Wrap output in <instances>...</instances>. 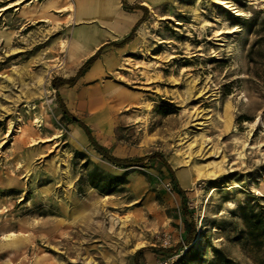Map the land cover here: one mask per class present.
Wrapping results in <instances>:
<instances>
[{
  "label": "rangeland",
  "instance_id": "obj_1",
  "mask_svg": "<svg viewBox=\"0 0 264 264\" xmlns=\"http://www.w3.org/2000/svg\"><path fill=\"white\" fill-rule=\"evenodd\" d=\"M72 1L0 0V264H264V0H138L134 38L57 90L102 47ZM58 92L114 156L170 167L108 159Z\"/></svg>",
  "mask_w": 264,
  "mask_h": 264
},
{
  "label": "crops",
  "instance_id": "obj_2",
  "mask_svg": "<svg viewBox=\"0 0 264 264\" xmlns=\"http://www.w3.org/2000/svg\"><path fill=\"white\" fill-rule=\"evenodd\" d=\"M125 1L136 5L138 0ZM47 3L50 6L53 0ZM72 3L73 16L82 24L81 29L76 30L75 38L85 57L108 42L122 40L143 16L140 8H129L124 0H73Z\"/></svg>",
  "mask_w": 264,
  "mask_h": 264
},
{
  "label": "trees",
  "instance_id": "obj_3",
  "mask_svg": "<svg viewBox=\"0 0 264 264\" xmlns=\"http://www.w3.org/2000/svg\"><path fill=\"white\" fill-rule=\"evenodd\" d=\"M124 4L129 7V8H143L145 9V15L139 19V23L133 28V30L131 31V33L129 35H127L123 41L121 43L118 42H108L107 44L103 45L96 53L95 55H93L87 62H85L78 70V73L71 78H64L61 76H58L57 78H55L53 80V87L57 90H59L60 86L63 85H75V83L91 68V66L94 64V62L97 60V58L100 56V53L102 52V50L104 48H106L108 45H116V46H122L123 44L129 42L130 40H132L134 37V34L136 32V30L138 29L139 25L144 21L145 17H146V12L148 10V8L144 5H130L128 4L125 0H124ZM58 99L60 100V104L62 105V109L65 113V115H67L71 120H73L74 122H78L86 131L87 135L90 137L92 143H94L95 147L101 152L103 153L108 159H111L113 162H116L118 164H123L125 166H129V165H143V163L147 160V159H156V158H160L164 164H166L168 167H170L168 161L165 159L164 155L161 154L160 152H156L154 154L151 155H147V156H143V157H139L137 159H131V158H119L114 156L111 152L108 151V149L106 147H104L103 145H101L97 139L95 138V136H92V133L90 131L89 126L87 125V123L84 120L79 119L77 116H74L70 110L68 109L67 105L64 103L60 93L58 92L57 94ZM172 174H173V182L174 184H176V187L178 188V190L184 194L185 190L183 189V187L181 186V184L179 183L177 176L175 175V172L172 169ZM186 233L187 236L184 240V242L186 244H190L192 242H194V240L197 238L198 232H197V228H196V224H195V219L192 220V222H187L186 224ZM143 250H139L137 252V254L135 255V260H136V264H139V257L140 254L142 253Z\"/></svg>",
  "mask_w": 264,
  "mask_h": 264
},
{
  "label": "built area",
  "instance_id": "obj_4",
  "mask_svg": "<svg viewBox=\"0 0 264 264\" xmlns=\"http://www.w3.org/2000/svg\"><path fill=\"white\" fill-rule=\"evenodd\" d=\"M173 256H164L159 264H173Z\"/></svg>",
  "mask_w": 264,
  "mask_h": 264
},
{
  "label": "bare ground",
  "instance_id": "obj_5",
  "mask_svg": "<svg viewBox=\"0 0 264 264\" xmlns=\"http://www.w3.org/2000/svg\"><path fill=\"white\" fill-rule=\"evenodd\" d=\"M49 1V0H48ZM47 1V2H48ZM180 177H181V179L183 180V181H186V172L183 170V171H180ZM89 264H95V260H93V259H89L88 261H87Z\"/></svg>",
  "mask_w": 264,
  "mask_h": 264
}]
</instances>
